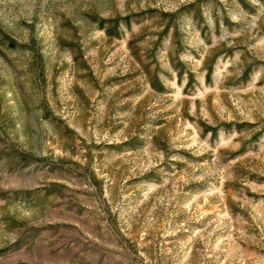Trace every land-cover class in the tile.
I'll return each mask as SVG.
<instances>
[{
    "label": "rangeland",
    "instance_id": "1",
    "mask_svg": "<svg viewBox=\"0 0 264 264\" xmlns=\"http://www.w3.org/2000/svg\"><path fill=\"white\" fill-rule=\"evenodd\" d=\"M0 264H264V0H0Z\"/></svg>",
    "mask_w": 264,
    "mask_h": 264
}]
</instances>
